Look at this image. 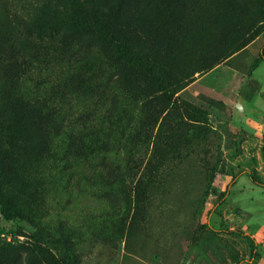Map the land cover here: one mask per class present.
I'll return each instance as SVG.
<instances>
[{"label": "rangeland", "instance_id": "374dc122", "mask_svg": "<svg viewBox=\"0 0 264 264\" xmlns=\"http://www.w3.org/2000/svg\"><path fill=\"white\" fill-rule=\"evenodd\" d=\"M109 1L159 41L171 79L185 85L176 94L209 122L89 34L40 40L24 8L0 0V156L28 160L27 189L15 193L21 217L0 212L10 263L184 264L196 260L189 247L208 221L252 234L253 257L246 236L222 233L242 264H264V187L248 175L264 179V0ZM251 76L256 88L247 87L241 111L235 104ZM220 121L243 135L240 152Z\"/></svg>", "mask_w": 264, "mask_h": 264}, {"label": "trees", "instance_id": "16d2710c", "mask_svg": "<svg viewBox=\"0 0 264 264\" xmlns=\"http://www.w3.org/2000/svg\"><path fill=\"white\" fill-rule=\"evenodd\" d=\"M15 1L24 8L25 24L30 34L40 40L64 43L89 34L111 48L123 63L145 71L160 89H173V96L179 103L180 109L186 111L191 118L209 122V115L203 107L176 94L185 85L175 83L171 79L169 67L163 62L159 41L152 36L138 34L131 22L127 23L120 18V14L112 7L109 0ZM259 58L264 59V44L260 48ZM255 81L251 76L241 87L240 91L243 92L245 99L251 98L252 94L247 87L252 86L255 90ZM220 103L224 104L223 101ZM219 127L228 136V145L234 146L236 151L240 152L243 135L234 138L227 122L220 121ZM12 129L13 132L16 131ZM262 148L264 153V143ZM26 165L28 160L19 157L15 151L0 156V212L7 219L21 217L20 207L15 202V193L18 198L24 196L23 193L27 189V182L21 170V167ZM248 175L254 183L264 187V179L256 170L248 171ZM237 177L238 174H235L220 192L218 202L224 199L230 187L236 183ZM223 231L246 236L252 245L251 257L255 255L257 242L252 234L239 228L218 229L205 221L199 226L189 247V254L196 260L190 259L184 264H201L202 260H204L203 264H223L228 258L235 264H242L244 258L240 256L234 243L222 235ZM33 235L39 240L45 239L38 231L33 232ZM10 248L11 245L0 242V264H11Z\"/></svg>", "mask_w": 264, "mask_h": 264}, {"label": "water", "instance_id": "95a60500", "mask_svg": "<svg viewBox=\"0 0 264 264\" xmlns=\"http://www.w3.org/2000/svg\"><path fill=\"white\" fill-rule=\"evenodd\" d=\"M235 105L241 111L246 110V101H245L243 92L239 93L238 98H237V102Z\"/></svg>", "mask_w": 264, "mask_h": 264}, {"label": "crops", "instance_id": "0c3cea01", "mask_svg": "<svg viewBox=\"0 0 264 264\" xmlns=\"http://www.w3.org/2000/svg\"><path fill=\"white\" fill-rule=\"evenodd\" d=\"M181 93H184L183 91Z\"/></svg>", "mask_w": 264, "mask_h": 264}]
</instances>
